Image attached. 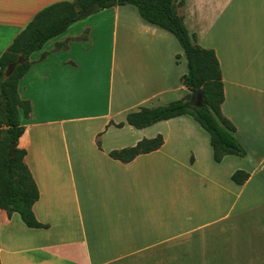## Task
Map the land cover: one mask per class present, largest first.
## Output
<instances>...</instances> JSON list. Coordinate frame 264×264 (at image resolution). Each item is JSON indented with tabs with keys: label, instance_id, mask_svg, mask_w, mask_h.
<instances>
[{
	"label": "crops",
	"instance_id": "0c3cea01",
	"mask_svg": "<svg viewBox=\"0 0 264 264\" xmlns=\"http://www.w3.org/2000/svg\"><path fill=\"white\" fill-rule=\"evenodd\" d=\"M56 1L0 0V55ZM242 5L184 0L177 7L195 42L216 54L223 116L250 154H262L230 206L220 207L212 170L229 155L213 160L209 134L191 116L141 129L125 122L141 106L183 98L187 67L178 68L183 51L171 33L145 22L135 6L116 5L74 22L29 57L18 94L31 112L21 117L18 147L39 190L33 213L48 227L29 228L0 209V264H264V177H256L264 165V0H249L247 16ZM157 134L164 142L155 151L129 162L108 155ZM209 145L210 160L201 161L197 150L207 155ZM181 147L186 160L174 154ZM209 185L216 207L194 208L187 190L197 186L202 196Z\"/></svg>",
	"mask_w": 264,
	"mask_h": 264
},
{
	"label": "trees",
	"instance_id": "16d2710c",
	"mask_svg": "<svg viewBox=\"0 0 264 264\" xmlns=\"http://www.w3.org/2000/svg\"><path fill=\"white\" fill-rule=\"evenodd\" d=\"M95 2L99 3V10L124 4L135 6L145 22L166 30L177 39L186 59L187 72L182 75L181 82L188 93L163 105L141 106L129 111L125 122L141 129L159 121L189 115L209 134L215 162H221L226 155H246L245 148L235 136V126L221 112L224 89L216 54L213 49L201 47L195 42V34H190L177 13V7L184 0H60L50 3L34 14L0 55V209L6 212L8 218L17 214L29 228H47L48 225L39 222L33 213L32 207L39 198V190L24 162L26 150L18 147V139L25 129L21 117H27L31 112L30 102L18 94V82L31 65L30 55L74 22L87 17L85 10ZM65 48L66 42L56 46V49ZM20 55L25 57V61L18 64L9 77H5L8 64ZM196 89H201L202 93V105L199 107L189 103L191 92ZM123 124L120 122L115 126L122 127ZM12 142L15 145L14 154L9 156L8 147ZM163 142L162 135L157 134L153 138L139 140L134 146L113 149L108 155L121 162H129L139 154L159 149ZM96 144L100 148L99 141ZM248 177V172L243 170H236L231 175V179L239 185Z\"/></svg>",
	"mask_w": 264,
	"mask_h": 264
},
{
	"label": "rangeland",
	"instance_id": "374dc122",
	"mask_svg": "<svg viewBox=\"0 0 264 264\" xmlns=\"http://www.w3.org/2000/svg\"><path fill=\"white\" fill-rule=\"evenodd\" d=\"M240 1H241V3H243V5L241 6L242 12L244 13V15L247 16L248 15V9H249V0H240ZM178 57H180V56H178ZM182 58H183L182 61L177 60L179 70H181L182 68L186 69V67H187L186 66V59H185L183 54H182ZM163 64L167 65L168 64L167 60H165ZM176 125H177L176 123L170 124L172 129L175 127H178ZM158 128L162 129L164 131H167L168 126H166V127L165 126H159ZM170 148H171V145H168L166 148V151L169 150ZM247 149L245 148V150H246L245 156L240 157V156H236V155L235 156L229 155L226 157V159H224V161L221 165H218L220 167H216V165H214V167L212 168L214 173L219 174L218 175V181H219V184L222 186V188L220 187L221 189L219 188V194L222 192V198L220 200V207L228 208L230 206V204L232 203L234 194H236L240 190V185L235 184L231 180L232 173L235 172L236 170H239V169L240 170H246L247 172H249L248 170H250L252 166H258V162H259L260 156L262 154H257V153L250 154L249 150H247ZM210 150L211 149H210V145H209V147H207V155H206V153L204 152L203 146H199V150H197V153L199 154V156H201L200 157L201 161H203L204 159H207V161L210 160V155H209ZM199 151H202V154H200ZM174 154L177 156V158L179 160H186L188 158V152L185 151L184 147H181V148L175 150ZM205 155H206V157H205ZM263 164H264V162H263ZM256 174H257L256 177H264V165L259 166V170L257 171ZM255 187H256V185L253 186V189ZM245 191H254V190L249 189V190H245ZM261 191L264 192L263 189ZM178 192L179 191L177 190V193ZM187 192L193 195L192 201H193V207L194 208H197V207L198 208H200V207H203V208L216 207V190L211 185H209L207 189H204L202 196H200L201 192H200V190L197 189V186H196V188H195V186L189 187Z\"/></svg>",
	"mask_w": 264,
	"mask_h": 264
},
{
	"label": "water",
	"instance_id": "95a60500",
	"mask_svg": "<svg viewBox=\"0 0 264 264\" xmlns=\"http://www.w3.org/2000/svg\"><path fill=\"white\" fill-rule=\"evenodd\" d=\"M100 8V5L98 2L93 3L87 10H85V14L89 15L92 14L96 11H98ZM25 61V57L24 56H18V58L16 60H14L13 62H10L4 72L5 77H9L12 72L14 71L15 67L18 64H21ZM189 103L193 106L199 107L202 105V93H201V89H196L194 91L191 92V97L189 100ZM14 142L10 143L9 147H8V153L9 156H12L14 154Z\"/></svg>",
	"mask_w": 264,
	"mask_h": 264
}]
</instances>
